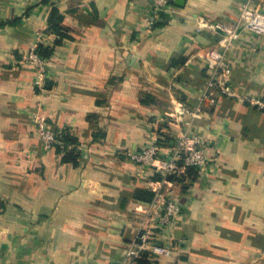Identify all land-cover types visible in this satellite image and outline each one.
Returning a JSON list of instances; mask_svg holds the SVG:
<instances>
[{
	"label": "crops",
	"instance_id": "1",
	"mask_svg": "<svg viewBox=\"0 0 264 264\" xmlns=\"http://www.w3.org/2000/svg\"><path fill=\"white\" fill-rule=\"evenodd\" d=\"M243 1L172 0L149 26L151 0H0V264L124 256L153 198L145 192L162 186L127 152L175 104L196 106L206 88L198 52L218 40L197 21L231 23ZM32 45L46 52L40 78L24 62ZM231 60L235 95L203 103L190 127L207 141V163L166 195L181 206L175 252L140 264H264V110L251 103L264 100V34H243ZM35 115L77 139L76 163L42 148Z\"/></svg>",
	"mask_w": 264,
	"mask_h": 264
},
{
	"label": "built area",
	"instance_id": "2",
	"mask_svg": "<svg viewBox=\"0 0 264 264\" xmlns=\"http://www.w3.org/2000/svg\"><path fill=\"white\" fill-rule=\"evenodd\" d=\"M171 2L172 0H151V10L147 16L149 26L165 20ZM263 5L264 0H244L236 18L228 24L207 18L198 19V28H207L218 34L217 45L198 52L206 71V88L197 97L195 107L175 104L172 120L161 119L141 148L127 152V157L135 165L159 174L162 186L155 187L151 203L144 209L136 235L126 248L124 256L109 264H139L137 259L144 253L153 260L175 252L172 229L180 217L181 206L175 197L167 198L166 195L171 192L177 179L183 177V181H188V167L200 170L208 160L205 151L207 141L201 134L192 132L190 127L194 119L200 117L203 103L213 105L220 96L235 95L231 88L232 51L243 34H264ZM37 47L32 45L29 48L24 62L40 78L45 69V57L37 51ZM251 103L264 110V100L254 98ZM34 120L35 134L44 150L64 146V142L45 119L35 115ZM167 124L176 125L178 129L171 133L165 128Z\"/></svg>",
	"mask_w": 264,
	"mask_h": 264
},
{
	"label": "trees",
	"instance_id": "3",
	"mask_svg": "<svg viewBox=\"0 0 264 264\" xmlns=\"http://www.w3.org/2000/svg\"><path fill=\"white\" fill-rule=\"evenodd\" d=\"M62 16L57 14L55 10H52L50 17H49V27L50 30L56 32L59 35L58 38V42L61 40V38L63 36H65V34L61 31V26L59 24V21H61ZM37 51L44 57L45 56V50L42 49L41 45H38L37 47ZM60 139L64 142V146L61 148L59 146H57V151H63V160L64 161H70L72 163H76L77 162V139L71 135L68 132H65L64 134H62L60 136ZM197 172L195 171V169L193 167H188L186 170V176L190 177V178H194L196 176ZM177 181H183V177L180 179H177ZM153 192L152 191H146L145 192V196L144 199L146 200H150L153 197ZM147 257V253H144L143 255H141L137 261L140 264L141 262L144 261V259H146Z\"/></svg>",
	"mask_w": 264,
	"mask_h": 264
}]
</instances>
